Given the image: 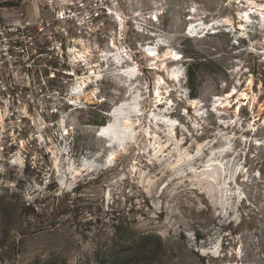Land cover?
I'll list each match as a JSON object with an SVG mask.
<instances>
[{"label":"rangeland","instance_id":"1","mask_svg":"<svg viewBox=\"0 0 264 264\" xmlns=\"http://www.w3.org/2000/svg\"><path fill=\"white\" fill-rule=\"evenodd\" d=\"M5 1L50 22L59 95L47 154L1 161L0 264H264V0Z\"/></svg>","mask_w":264,"mask_h":264},{"label":"built area","instance_id":"2","mask_svg":"<svg viewBox=\"0 0 264 264\" xmlns=\"http://www.w3.org/2000/svg\"><path fill=\"white\" fill-rule=\"evenodd\" d=\"M5 4L0 0V166L7 158L12 166L22 162L34 168L35 157L29 153L47 149L44 139L50 141L58 113L52 48L39 45L50 22Z\"/></svg>","mask_w":264,"mask_h":264},{"label":"bare ground","instance_id":"3","mask_svg":"<svg viewBox=\"0 0 264 264\" xmlns=\"http://www.w3.org/2000/svg\"><path fill=\"white\" fill-rule=\"evenodd\" d=\"M256 6V11L260 14V15H263V10H262V7L264 6L263 4H256L255 5ZM250 9V8H249ZM250 10H247L246 12L244 11L243 12V14L241 15V17H242V22H241V30L244 32L246 29H247V27H252L253 25H252V21H251V16H250V12H249ZM256 13V12H255ZM257 14V13H256ZM257 18V17H256ZM191 23H193V22H191ZM195 23V22H194ZM219 23V22H218ZM196 24V23H195ZM205 24V23H204ZM208 23H206L205 24V27L203 26V27H201L200 29H202L203 28V31L205 32V30L206 29H208ZM212 26L210 27V29H216V28H218L220 25H217V26H214L213 24H211ZM192 28H193V26H192ZM195 28V27H194ZM192 31H194V30H192ZM199 31V30H198ZM207 31V30H206ZM216 31V30H215ZM196 33H197V31H196ZM207 33V32H206ZM192 34H194L193 32H192ZM150 54H151V51H150ZM150 54H148L147 53V55H150ZM167 54L169 55V57L170 58H177L176 56H177V54L175 53V52H173L172 50H169L168 52H167ZM173 60V59H172ZM176 73V71L174 72L173 71V74H172V76H174V78L175 79H177L178 80V75L179 74H175ZM137 77H135V75H134V77H132L131 79H136ZM157 90V89H156ZM72 93H75V92H72ZM157 93H158V91H157ZM241 95L243 96V97H246V94L245 93H241ZM160 97V96H159ZM160 99V98H159ZM157 101V100H156ZM170 101V100H169ZM158 105H160V104H158ZM157 105V106H158ZM168 109V108H167ZM114 111H116V110H113V112L112 113H110L109 114V117L110 118H114L115 117V113H114ZM138 112V111H137ZM140 114V113H139ZM138 113H136V114H133V115H130V116H136V115H139ZM157 115V114H156ZM112 118V120H114ZM153 118H155V117H153ZM156 119V118H155ZM165 119V118H164ZM163 119V120H164ZM157 120V119H156ZM159 120H162V119H159ZM166 120V119H165ZM164 120V121H165ZM170 124H169V128H170V130L172 131V132H174L175 130H176V128H175V122L176 121H174V120H171V119H168L167 120ZM115 121H113V125L111 126L110 125V127H108L109 129H108V133H106L107 131V127H102V129L101 130H99L98 132H97V134L96 135H98V136H100V137H104L105 139H106V141L107 142H110V145L109 146H112L111 148H110V151H109V153H108V155H107V163H106V166H108V167H110L111 166V164L113 163V160L116 158V155H117V153H116V150L117 149H119V150H121V149H124V147L126 146V144H130V142H134L135 143V137H136V133L134 132V128H132V124H133V122H131V118L129 117V116H124L123 117V124H124V128L123 129H121V127L117 124V123H119V122H117V123H114ZM157 125H159L160 123L159 122H157L156 123ZM163 125V124H162ZM165 126H166V124H165ZM37 128H38V130L41 132L42 130V125L41 124H37ZM152 146H153V148L155 147L154 145L156 144V136L155 135H153V142L152 143H150ZM116 148V149H115ZM158 151H161L160 150V148H159V150ZM178 151V156L176 157V159L174 160V162H166L165 163V166H166V168H169V169H171V167H172V169H173V166H176V165H178L181 161H183L184 160V158H187V157H189L190 156V154L189 153H187L186 151H181L180 152V150H177ZM85 164H90V167H92L93 166V168L92 169H90V170H94V171H99L100 170V168H98L93 162H91V161H88V160H84L83 161ZM209 166H210V164H205L204 165V168H205V170L202 172V174L204 175V178H205V176L208 178H212L213 177V170L212 171H210L209 170ZM55 168H56V171L59 173V175H62V170L59 168V164L55 161ZM66 171L70 174V176H73V174H75V173H78L79 172V169L76 167V166H74V162L70 159L69 161H68V163H67V168L65 169L64 168V172H65V174H66ZM78 176H80V175H82V174H80V173H78L77 174ZM77 176V177H78ZM75 178L76 177H72V178H70V180H69V182L67 183L66 181H64V179H63V177H62V179H60V183L62 184V185H68V184H72V182H71V180L73 179V180H75ZM146 180V185L148 184V188L150 187V185L151 184H153V182H154V180H151L150 178H146L145 179Z\"/></svg>","mask_w":264,"mask_h":264}]
</instances>
